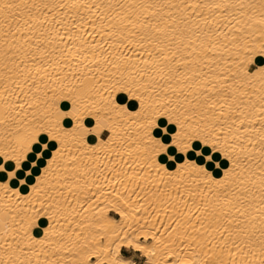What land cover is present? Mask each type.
<instances>
[{
    "label": "bare ground",
    "instance_id": "6f19581e",
    "mask_svg": "<svg viewBox=\"0 0 264 264\" xmlns=\"http://www.w3.org/2000/svg\"><path fill=\"white\" fill-rule=\"evenodd\" d=\"M236 2L0 0V120L4 121L0 152L11 155L12 148L19 150L14 125L24 118L32 122L55 115L62 111L60 106L72 102L67 97H72L80 113L91 112L80 128L66 130L61 123L59 132L67 133L59 137L63 157L53 150L57 159L49 175L36 177L43 179L39 191H33L35 185H29L27 193L11 189L10 184V191L0 189V213L9 215H0V264H135L121 254L122 248L139 252L143 264H168L169 258L174 264H204L209 258L210 264L264 262L260 235L264 163L255 147L244 153L254 154L255 162L250 159L233 168L221 154V168L212 167L210 173L212 180L233 173L228 183L241 188L245 235L236 231L235 220L228 225L221 214L231 205L220 198L222 190L216 184L206 183L203 176L167 170L149 146L159 131L154 130L155 122L182 121L180 106L188 107L183 96L198 95L208 83L242 91L244 100L264 96V26L246 28L242 23L215 33L226 21L212 5ZM243 2L259 5L261 0ZM61 4L67 7L60 8ZM196 11L201 16H195ZM149 15L154 19L145 27ZM253 19L259 16L254 14ZM153 26L160 32L154 34ZM141 34L150 36L152 43L141 40ZM13 81L20 87L14 89ZM165 108L168 115L161 118ZM244 111L258 126L260 111ZM50 131L56 134L55 129ZM239 135L242 142L246 143L245 136L259 142L255 131ZM24 139L19 137L21 142ZM221 146L228 151L234 147L242 156L240 142L225 136ZM69 163L75 167L69 168ZM181 166L177 163V169ZM157 170L164 172L167 191L179 184L182 191L196 192L195 203L186 206L189 214H182L184 206L179 203L170 211L160 198L152 197L150 189L161 183ZM110 210L118 218L109 215ZM203 223L206 230L215 227L212 238L213 227L208 236L200 232L205 230ZM221 225L228 229L224 241L217 232ZM184 240L187 243H173ZM233 240L241 241L240 250L232 251ZM202 252L207 255H198Z\"/></svg>",
    "mask_w": 264,
    "mask_h": 264
},
{
    "label": "snow or ice",
    "instance_id": "6c2138e0",
    "mask_svg": "<svg viewBox=\"0 0 264 264\" xmlns=\"http://www.w3.org/2000/svg\"><path fill=\"white\" fill-rule=\"evenodd\" d=\"M44 7L47 8L48 6L45 5ZM59 7L65 8L67 6L61 4ZM185 7L191 6L185 5ZM199 7L203 8L206 5H200ZM212 7L226 21L223 26H218L215 29L217 35L220 34L223 27L230 25L235 26L243 23L246 28H252L254 24L264 26V0H261L259 5L237 0L234 4H215ZM258 7L260 9L259 12H257ZM254 14L259 16L258 20L253 19ZM194 15L201 16V13L196 11ZM153 19L154 17L149 15L143 21L145 27L151 26ZM128 23H131V19H129ZM237 31L239 32L241 29H237ZM153 32L154 34L159 33L160 29L153 26ZM133 34L135 35L136 33ZM141 40H146L149 44L152 43L151 37L143 34H141ZM261 56H264V53ZM32 59L34 60L35 57H32ZM12 62L14 63L15 61ZM11 71L12 69H9V72ZM261 71H264V69H261ZM12 83L14 89L20 87L15 81ZM8 94L10 95L11 93L9 92ZM243 95L242 91L233 92L231 87L224 88L223 85L214 87L211 83H208L198 95L189 93L188 96H183L188 107L185 108L184 105L180 106L183 109L182 121L166 119V124H158V121L155 122L154 130L158 129L159 131L157 135L153 134L149 146L152 148L153 155L156 156L161 165H166L167 170H175L179 173L186 172L190 176H203L206 183L211 181V183L216 184L222 190L220 198L223 199L226 205H231V208L228 210L221 209V214L226 218L228 225H231L232 220H235L236 231L246 235L244 227L246 212L240 206L242 201L238 195L241 192V188L237 187L233 189L228 183V178L233 173H224L221 180H212L210 176V173H213L212 167L216 169L221 168V163L219 162L221 154L228 158L227 161L230 160L232 162L233 168H239L241 163H248L250 159L255 162L254 154H244L251 153V149L255 147L256 152L259 153L260 162L264 163V96H259L257 99L244 100ZM66 99L72 102L64 104L63 107L60 106L62 111L57 110L55 115L45 117L43 120H33L32 122L24 118L19 126L14 125L17 128L14 142L19 143V150L12 148L11 155L0 152V189H3L5 192L10 191V184L11 189H18L21 193H27L29 191L28 186L35 185L33 191H39L38 185L43 183V179L36 180V177L41 175L46 177L49 175L53 163L57 159L52 154L53 150L57 151L59 157H63V151L61 150L63 144L59 142V137L67 133L59 132L61 123L66 130L74 127L80 128L82 124L86 125L85 121L87 119H83V117L85 115L91 116V112L80 113L72 97H67ZM29 107L31 106L29 105ZM245 108H251L253 112L260 111L261 116L258 126L254 125L251 116L245 113ZM159 115L161 118H164L168 115V109L165 108ZM0 124H4V121L0 120ZM27 128H32L33 131L28 133ZM50 128L55 129L56 134H53ZM217 130H219L218 134ZM249 131H255L260 134L257 144H254L252 138L249 136H245L244 138L246 143L241 141L239 134L248 133ZM11 135L9 133V136ZM21 135L25 136L22 142L19 141ZM225 136L233 139L234 143L240 142L242 156L236 155L234 147L231 151L222 148L221 145L224 142ZM177 163L182 165L179 169H177ZM67 166L69 168L75 167L74 163H69ZM249 167H251V164H249ZM41 169H44L43 173H41ZM141 169L143 170V165H141ZM156 174L161 177V183L150 189L152 197L160 198V203L170 211H174L176 204L179 203L181 206H184V213L182 214H189L186 206L195 203L196 192L182 191L179 184L176 185L174 191L169 192L167 191V182L162 180L164 172L157 170ZM243 183V178H241L240 184L243 185ZM139 187L143 188V185H139ZM243 194L245 197L247 196V189L243 190ZM146 197L147 193L142 198ZM231 197H235L239 203H233ZM261 205L264 206V198L261 199ZM199 211L200 209L197 208L196 212L199 213ZM231 213H235V215L232 216ZM175 223L179 224V216ZM197 223H199V220H197ZM193 231L198 230L194 228ZM5 232L7 233V227L5 228ZM217 232L220 240L224 241L228 235L227 227L221 225L217 229ZM17 235H19L18 232ZM187 235L185 233V236ZM260 235L264 237V229L260 231ZM7 240L6 235L5 241L7 242ZM12 242H16L19 247V242L16 241L15 236L12 237ZM177 242L187 243V240L174 241L173 243ZM192 244L196 245L195 237L192 238ZM231 244L232 251L240 250V240H233ZM262 245H264V241H262ZM10 246L11 244H9ZM212 247V240L209 239L207 241V248L211 250ZM24 251L27 250L25 249ZM198 255H207V252H202ZM210 260L211 258H209V261H205L204 264H210ZM121 264H132V262L122 261ZM168 264H174L171 258L168 259ZM175 264H178V261Z\"/></svg>",
    "mask_w": 264,
    "mask_h": 264
},
{
    "label": "crops",
    "instance_id": "0c3cea01",
    "mask_svg": "<svg viewBox=\"0 0 264 264\" xmlns=\"http://www.w3.org/2000/svg\"><path fill=\"white\" fill-rule=\"evenodd\" d=\"M109 215L116 218V214L112 211L109 212ZM121 254L127 258H131L135 264H141L144 261V257L139 253L131 249L122 248Z\"/></svg>",
    "mask_w": 264,
    "mask_h": 264
},
{
    "label": "rangeland",
    "instance_id": "374dc122",
    "mask_svg": "<svg viewBox=\"0 0 264 264\" xmlns=\"http://www.w3.org/2000/svg\"><path fill=\"white\" fill-rule=\"evenodd\" d=\"M97 203H98V202H97ZM101 206H104V205H101ZM110 211H111V210H110ZM110 211H109V212H110ZM112 212H113V211H112ZM115 214H116V213H115ZM0 215H1V216H2V215H4V216H9L8 213H5V212H3V213L1 212ZM116 217L118 218V215H117V214H116ZM204 227H206V226H204V223H203V228H204ZM212 227H213V228H212ZM203 228H202V229H203ZM210 228L213 229V231H211L212 229L210 230V232H211L210 237L212 238V237L214 236V230H215V227H214V226L208 227V229H210ZM204 229H205V228H204ZM208 229H207V230L205 229V230H203V231L200 229V232H203L205 235H206V233H207V236H208L209 233H210V232H209V233L207 232ZM205 232H206V233H205ZM210 237H209V238H210ZM143 262H144V261H143ZM143 262H142L141 264H143Z\"/></svg>",
    "mask_w": 264,
    "mask_h": 264
},
{
    "label": "clouds",
    "instance_id": "9594fccd",
    "mask_svg": "<svg viewBox=\"0 0 264 264\" xmlns=\"http://www.w3.org/2000/svg\"><path fill=\"white\" fill-rule=\"evenodd\" d=\"M178 264H179V262H178Z\"/></svg>",
    "mask_w": 264,
    "mask_h": 264
}]
</instances>
